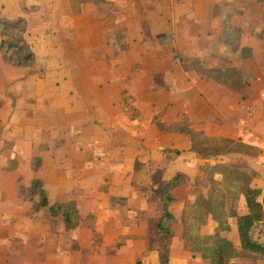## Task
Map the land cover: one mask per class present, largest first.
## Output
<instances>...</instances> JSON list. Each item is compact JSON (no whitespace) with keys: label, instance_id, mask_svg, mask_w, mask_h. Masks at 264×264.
<instances>
[{"label":"rangeland","instance_id":"1","mask_svg":"<svg viewBox=\"0 0 264 264\" xmlns=\"http://www.w3.org/2000/svg\"><path fill=\"white\" fill-rule=\"evenodd\" d=\"M20 17L34 60L15 66L0 52V264H131V244L145 250L135 261L154 249L163 256L165 247L169 258L171 245L179 255L183 242L173 238L181 234L188 249L201 251L214 179L227 180L233 169L232 180L254 179L260 152L228 136L241 135L238 126L248 136L258 125L264 137V0H0V19ZM226 20L250 56L228 45ZM222 69L238 72L232 87L217 81ZM55 75L83 79L62 104L122 108L121 128L97 119L76 128L93 113L75 109L68 126L70 115L51 111L50 97L30 96L39 89L32 78L43 77L48 92ZM219 163L223 169H212ZM179 174L167 206L173 237L161 238L163 189ZM35 182L49 205L76 206V228L39 207Z\"/></svg>","mask_w":264,"mask_h":264},{"label":"trees","instance_id":"2","mask_svg":"<svg viewBox=\"0 0 264 264\" xmlns=\"http://www.w3.org/2000/svg\"><path fill=\"white\" fill-rule=\"evenodd\" d=\"M25 31L26 20L21 17L13 21L0 19V52L3 53L9 63L15 66H28L34 60V54L29 51L24 40ZM236 34H238L237 29L230 24L229 20H226L224 25V35L228 36L226 42L234 51H238L240 48L242 50L239 51H247L250 56L252 51L249 48L243 49L241 45L238 47L235 44V40H232L233 35L236 37ZM159 39L163 45L166 44L164 37L160 36ZM237 74L238 72L235 69H222L219 74L220 78H216L222 85L232 87L234 82H236L234 80ZM236 79L239 80V77ZM223 165L225 164H215L212 169H223ZM223 172V175L226 174V171ZM237 173L238 171L233 169L227 180L224 176H220V180L214 179V186L211 187L206 198L207 215H210L211 219L217 223L215 235L205 238L207 241L204 245L202 244L200 249L203 256L209 259V264H231V260L240 255L249 259L253 257L264 258V246L253 239L256 228L264 221V192L259 188L252 187L250 183L242 182V176L250 179L245 174H241L239 178L232 180L230 177ZM182 180H184V177L179 174L167 183L163 189V212L158 218L159 223L156 228L158 237L166 238L165 235H168L167 237H170V239L173 237L170 225L174 221V216L168 211L167 206L168 202L173 200L171 192L178 187ZM236 182H240L238 186ZM34 187L41 197L40 208H48L53 216L62 214L66 225L69 228H76L80 215L73 203L62 206L49 205L48 196L42 185L39 182H35ZM241 196L244 197L248 209V213L244 216H239L235 208V203ZM232 218H236L237 222L239 250L235 249L232 242L220 236L221 233L229 231V220ZM164 250L165 254L160 256V264L169 263L167 256L168 247H165Z\"/></svg>","mask_w":264,"mask_h":264},{"label":"crops","instance_id":"3","mask_svg":"<svg viewBox=\"0 0 264 264\" xmlns=\"http://www.w3.org/2000/svg\"><path fill=\"white\" fill-rule=\"evenodd\" d=\"M50 12L54 13L55 10L52 9L50 10ZM43 13V11H42ZM41 13V15H43ZM48 13V12H47ZM49 16V13H48ZM74 43V42H73ZM75 48V46H74ZM85 60V58H84ZM73 61H76V57L73 58H68L67 62L64 61V64H71ZM86 61H79V63H84ZM1 67V64H0ZM3 68L1 67V70ZM110 75L108 73H105L103 75V84H106L105 86H107V82H108V78L111 76V72H109ZM22 75V74H21ZM20 77H25L24 74L23 76ZM81 76V75H80ZM80 76H76L75 78H73V80H71L70 78L65 80L63 77H60L59 75H55L53 78L49 79L48 81H46V83H48L52 89L51 91L48 92H43V88H44V78L43 77H38V78H32L30 80V84H32V86H36L38 89L37 94H30V92L28 91V93L30 94V96L33 98H35L37 96V98L39 96H41L43 99H45L46 96L50 97L51 101H52V106L50 108L51 111L53 112H57L55 109H58V113L61 114V116H63V114H67L68 118L70 115V121L68 126H72L71 123H73V118L75 117L74 115H71L72 112L75 110H77L79 113L80 112H89L91 111L93 113V115H91V120L87 121V123H82L80 121V123H74V127L76 128H80V129H85L87 128L86 124L90 123L91 121H95L96 119L101 123L103 128H113L116 131H118V127L122 126V119L124 118L123 116V109L122 108H73L75 106L74 103H67L66 105L62 104L63 102V98H67V100H70V98H72L76 91L75 89L78 91L79 88H81V83L83 79ZM108 76V77H107ZM84 77V76H83ZM4 79V76L3 78ZM121 80V82H124V77L119 78ZM118 80V79H117ZM70 81V82H69ZM28 80L24 79L19 86V94L18 96H27V94H21L22 91L26 90ZM71 87L73 88V90L71 89ZM78 87V88H77ZM101 90V89H100ZM31 93L33 92V90H30ZM38 93H40L38 95ZM72 93V95H71ZM200 96V94H199ZM5 103H7L6 98L4 97ZM28 101V100H27ZM26 101V102H27ZM50 101V102H51ZM58 107L59 108H54ZM62 106V107H61ZM64 107V108H63ZM22 108V107H21ZM47 111V110H46ZM243 124V122H242ZM130 125H132V123H130ZM258 125L253 126L254 132H251L252 134L250 135H244L243 132V127L242 126H238L241 127V130H238L239 133H241V135L237 134L235 136H228L229 138L231 137L232 139L235 140H239L241 141L243 144H247L250 146H253L255 149H257L260 152V155L257 157H253L252 159V167H250L251 171L253 172L254 175V179H252L251 185L254 188H259L264 192V137H261L259 134L256 133V129H257ZM253 135V137H252ZM235 208L237 210V214L239 216H244L248 213V209H247V205L245 202L244 197H240L239 201H237L235 203ZM217 225L216 222H214L213 220H211V218L209 217L208 219V223H207V228L209 229V231H207L206 233H202L201 235H203V237H209V236H214L215 235V226ZM229 231L228 232H224L221 233V237L226 238L227 240H229L230 242L233 243L235 249L239 250L240 249V243H239V238H238V232H237V222L235 219H231L229 221ZM174 241L176 240L177 242H183V245L180 244V247L178 248L177 252L179 253V255L177 253H175L176 251L173 249L175 247H173V245L170 246V250H169V263L168 264H209L210 261L207 257H204L203 254L198 250H191L188 249L185 246V242L187 241L185 239V234H181L179 236H175ZM139 241H143L142 238H139ZM129 245V244H128ZM141 246V249H138V246L136 247L137 249L134 250V244H131V248H132V263L131 264H160V255H159V249H154L152 251H150L149 255H147V257L142 258L141 260L135 261L134 259V254H137L138 256H140L139 254L144 252V247L143 245H139V247ZM117 257L119 256V252H117ZM149 256V257H148ZM249 258H243L241 257V255L239 257H236L234 259L231 260V264H248L250 262ZM127 260V259H126ZM245 262H244V261ZM122 261V259H121ZM128 261V260H127Z\"/></svg>","mask_w":264,"mask_h":264},{"label":"built area","instance_id":"4","mask_svg":"<svg viewBox=\"0 0 264 264\" xmlns=\"http://www.w3.org/2000/svg\"><path fill=\"white\" fill-rule=\"evenodd\" d=\"M253 239L260 245L264 246V221L256 228Z\"/></svg>","mask_w":264,"mask_h":264}]
</instances>
